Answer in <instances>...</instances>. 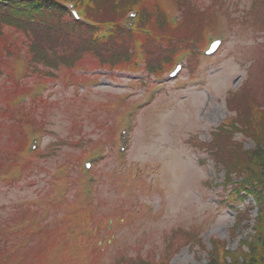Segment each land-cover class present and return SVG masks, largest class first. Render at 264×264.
I'll return each instance as SVG.
<instances>
[{
	"label": "rangeland",
	"instance_id": "obj_1",
	"mask_svg": "<svg viewBox=\"0 0 264 264\" xmlns=\"http://www.w3.org/2000/svg\"><path fill=\"white\" fill-rule=\"evenodd\" d=\"M191 2L190 16L184 7L186 17H191L190 28L195 27L198 14L203 13L205 21L208 14L213 18L216 11L215 21L224 31L227 44L210 64L201 66L198 76L206 79V87L192 88L187 79L157 98L152 106H157L160 115L153 123L151 139L150 126L155 114L149 110L140 116L133 105L119 98L129 95L131 104L142 100L147 90L132 82L138 78L120 77L122 82L113 85L110 81L118 80L114 75L107 74V78L111 77L107 79L92 74L90 78L99 80L98 86L77 91L65 83V70L60 69L54 75L47 74L50 80L46 82V97L33 85H29L30 93H18L16 83L21 87L28 83L19 78L11 81L9 90L15 94L9 104L21 111L17 119L24 124L38 120L43 129L40 158L27 163L30 155L25 147L33 127H24L29 133L22 140L17 126L3 112L7 110L4 103L9 96L3 87H10L11 69L16 68L19 58L28 60L27 51L15 58L14 65L0 56V172L6 170L12 149L21 140L16 150L17 156L23 155L18 158V166L27 163L21 179L15 170L9 178L11 182L0 181V264H206L212 254L217 256L215 247L231 252L247 250L244 242L254 232L241 226L254 227L252 221L257 212L252 210V221L237 225L233 209L239 203L231 206V200L227 201L225 173L203 151L208 150L204 143L210 140L211 133L229 116L227 102L234 98L232 92H248L264 104V0ZM170 11L176 10L173 7ZM175 14L178 13L170 12L171 16ZM220 30L209 27L206 36L222 37ZM6 39L20 46L23 40L15 34ZM183 48L176 41V49ZM227 56L230 58L226 59ZM84 58L81 66H94V59ZM38 80L34 75L31 83ZM145 83L150 86L154 79ZM127 126L136 131L129 164H118L109 150L95 169L101 182L83 185L77 157L93 149L94 144L102 149L105 145L100 146L101 141L111 144V139L115 140L117 133ZM236 140L243 141L240 136ZM245 146L250 149L253 144L246 141ZM203 158L207 161L202 162ZM15 164L17 161L10 166ZM152 169L160 172L152 175ZM138 172L142 175L138 176ZM68 173L72 180L68 185L60 179L53 180L54 176ZM152 179L162 181L161 188L154 192L148 187L152 183L147 182ZM89 188L92 189L88 195ZM51 195L67 201L51 204ZM241 214L245 216V212ZM121 217L124 224H115V218ZM110 218H114L110 220L115 224L114 230L107 231L103 223ZM71 229L76 230L78 237H71ZM85 229L88 231L83 234ZM189 230L200 233L199 237L193 239ZM104 235L110 237L109 244L118 241L117 245L100 248L97 241L104 239Z\"/></svg>",
	"mask_w": 264,
	"mask_h": 264
},
{
	"label": "trees",
	"instance_id": "obj_2",
	"mask_svg": "<svg viewBox=\"0 0 264 264\" xmlns=\"http://www.w3.org/2000/svg\"><path fill=\"white\" fill-rule=\"evenodd\" d=\"M75 1L79 6L86 7L87 17L96 24L94 28L76 23L58 3L49 1L37 7L36 0H0V53H3V49L9 51L15 48L13 43L7 42L6 37L19 34L23 36V46L27 47L23 50L28 53L30 69L39 71L42 75L47 71L60 69H66L67 75L71 71L69 69L82 65L84 57L94 59L95 64L91 60L92 64L101 70H138V59L136 53L134 54L135 50L133 51L135 38L132 39L130 34L122 28L119 29L121 32L117 37L121 40L120 43L114 37L106 42L96 38L106 23L119 25L126 5L136 0ZM184 7L187 15H190V4L184 2ZM163 17V12L158 7L155 22H161ZM153 41L150 39L146 48V55L150 56L147 61L149 72L155 68ZM161 50L162 46L158 47L156 52L161 53ZM70 78L73 79L74 76ZM250 97L264 107L257 98ZM248 98L247 95L238 94L228 101L229 108L236 112V117L214 132L211 142L206 146L213 160L228 171L230 183H233L234 177L247 184L256 179L255 182L261 184V188H257L259 191L253 192L254 201L258 206L255 235L244 242L247 251L239 249L226 253L225 259L230 262L221 260L216 249L217 256L212 254L207 264H264V111L256 117L253 108L247 103ZM228 126L236 127L237 130L234 131ZM236 132L252 140L253 149L247 150L243 143L236 142ZM251 210L252 208H247L245 218L239 216L238 222L250 220ZM191 235H195L193 239L198 237L197 234ZM141 262L150 264L148 261Z\"/></svg>",
	"mask_w": 264,
	"mask_h": 264
}]
</instances>
